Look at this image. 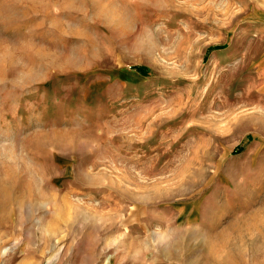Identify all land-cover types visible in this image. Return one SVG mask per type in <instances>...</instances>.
I'll list each match as a JSON object with an SVG mask.
<instances>
[{
	"label": "rangeland",
	"instance_id": "rangeland-1",
	"mask_svg": "<svg viewBox=\"0 0 264 264\" xmlns=\"http://www.w3.org/2000/svg\"><path fill=\"white\" fill-rule=\"evenodd\" d=\"M0 264H264V0H0Z\"/></svg>",
	"mask_w": 264,
	"mask_h": 264
}]
</instances>
